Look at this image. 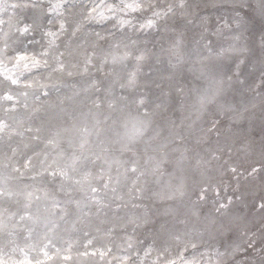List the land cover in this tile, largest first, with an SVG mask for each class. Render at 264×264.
<instances>
[{"label":"rangeland","instance_id":"374dc122","mask_svg":"<svg viewBox=\"0 0 264 264\" xmlns=\"http://www.w3.org/2000/svg\"><path fill=\"white\" fill-rule=\"evenodd\" d=\"M120 3L0 0V20L4 21L0 24V96L10 92L16 97L12 111H6L9 102L0 100V121L9 125L0 132V190L13 195L0 196V261L262 264L264 18L256 11L258 0H144L145 7L151 3L158 6L156 10L176 6L174 15L150 28L141 27L150 12L109 10ZM181 3L185 7L180 8ZM12 4L18 7L12 8ZM234 5L242 7L234 11ZM220 18L230 22L223 33L216 30ZM202 22L208 27L203 28ZM60 23L65 24L63 33L58 32ZM25 26L30 29L27 33L20 31ZM49 32L57 35L49 36ZM234 36L240 40L233 41ZM177 41L181 42L179 48L174 47ZM230 43L232 50L218 56ZM43 52L47 55H39ZM23 53L35 55L40 60L38 67L14 69V57ZM177 58L181 63L173 67ZM6 69L19 80L17 85L5 79ZM93 82L110 89L109 95L99 93L104 99L99 109L93 105L97 96ZM212 96L213 102L201 104L203 97ZM140 99L145 104L138 107ZM105 117L109 119L105 121ZM137 117L151 121V129L159 133L156 143L168 144L165 151L173 163L164 166L162 176L137 179L126 173L123 163L113 164L103 175L108 187L94 194L90 188L101 187L96 167L82 188L75 186L66 195L58 184L53 186L46 176L37 175L43 171L39 161L45 153L46 164L64 165L61 150L84 127L92 129L90 147L102 160L105 156L127 160L128 154L101 151V147L111 149L110 143L98 145L100 140L114 138L107 131L114 120L119 118L117 122L122 123ZM95 120L101 124L93 128ZM212 121L218 122L217 131L209 132ZM37 128L41 129L40 139L34 140ZM153 134L150 130L149 135ZM49 139L59 146L47 145ZM29 156L32 166L25 168ZM146 158L136 157L142 170ZM154 192L161 195L153 196ZM53 201L61 202L64 213L53 207ZM43 235L45 241L40 240ZM80 242L92 249L81 247ZM202 245L204 249L199 251Z\"/></svg>","mask_w":264,"mask_h":264},{"label":"snow or ice","instance_id":"6c2138e0","mask_svg":"<svg viewBox=\"0 0 264 264\" xmlns=\"http://www.w3.org/2000/svg\"><path fill=\"white\" fill-rule=\"evenodd\" d=\"M60 5H57L56 7H59ZM249 7H252V5H248ZM12 8L18 7L17 4H12ZM158 6L153 5L149 3L147 7L144 6V0H131V2L125 3L124 0H121V3L116 8H110L109 10L112 12L119 11L121 13H151V16L148 17L144 24L141 25V27H153L155 24L159 21H162L166 19L170 15H174V8L176 6L170 5L166 9L163 10H156ZM180 8L185 7L183 3L179 5ZM242 7V5H234L233 10L236 11L237 8ZM256 11L258 12L259 16L261 18H264V0H258V3L256 4ZM54 10V9H52ZM96 9L93 8L91 10L92 13H95ZM91 18V17H90ZM238 19V15L235 17ZM4 23L3 20H0V24ZM121 23H129V21H121ZM202 27L207 28V25H204L202 22ZM230 28V22L227 19L220 18V21L216 25V30L219 33H223L225 29ZM29 26H25L23 29H20L21 32L27 33L29 31ZM65 24L60 23L58 32L63 33L65 31ZM49 36L55 37L57 33L55 32H49L46 33ZM233 41H239V36H234L232 38ZM261 43L264 44V34H262ZM174 47L179 48L181 47V42L177 41L174 45ZM233 45L230 43L229 47L226 49H222L219 52H217L218 56H226L230 50H232ZM41 56H46L47 52L40 53ZM15 63L13 64V68L17 69L22 66L24 70H30L29 66L31 65V68L38 67L40 60L36 59V56H29L26 53L23 54H17L14 57ZM88 63H91V60L88 61ZM181 63V59L177 58V63L173 67L179 65ZM46 64V61H45ZM60 69H63V64L59 65ZM87 71V68L85 69ZM23 75V72L20 73ZM71 75V73H69ZM4 77L6 80H8L12 85H17L19 83L18 79H14L12 75L8 74V70H5ZM131 86H135L132 81L129 82ZM92 87L95 88L97 96L96 99L93 101V105L95 108L99 109L104 104V99L99 95V93H104L106 95L110 94V89L103 88L97 85L96 82H93ZM27 93H25L26 95ZM121 99H125L124 97H121ZM0 100L9 102L11 107L6 109V111H12L15 110L16 106V97L12 95L10 92H5L3 96H0ZM215 100V96H212L211 99L207 97H203L201 99V104L205 103H211ZM145 104V101L143 99H140L138 101V107L143 106ZM109 108H112L115 112L116 109L112 103L108 104ZM224 111H228L229 109L223 108ZM122 111V110H121ZM143 115H147V113H144ZM109 118L105 117V121H107ZM117 120L113 121V126H109L107 131L112 134L114 137L111 139V141L107 140H100L99 145L103 146L106 143H110L112 145L111 149L108 147H101V151L104 153H108L111 151H118L121 156L128 154V159L124 161H119L115 158H112L111 160L105 156V158L102 160L101 156L96 154L92 148L90 147L89 137L93 134L92 129H89L88 127H84L82 129L78 130V135L75 137H70L66 143L67 148L61 150L62 158H64L65 163L63 166H60L59 164H56L54 161L52 164H46V161L48 160V154H44V159L40 160V166L43 169L42 172L37 173L38 176H46L48 178V182L52 184L53 186H56L58 184L61 191L65 192L67 195L69 192L72 191L73 187L79 186L80 188L83 187V184L88 181V178L92 176V168L99 167V177L100 180L98 181L101 184L100 188L97 187H91L90 191L91 193H98L104 188L108 187V181H104L103 175L105 169L108 171H111L113 164H119L123 163L126 165V173L130 174L132 176H136L137 179H140L141 177H147L149 175L157 176L163 175L164 166L167 164H172L173 162L169 160V152L165 151V149L168 148V144L166 142L162 143H156V137L159 135V133L155 132L154 129H151V121L148 120H141L138 117L133 118L131 121H125L122 123H118ZM99 124H101L100 120H95L93 124V128H96ZM217 121H212V127L208 129L209 132L217 131ZM9 125L0 121V132H4L6 129H8ZM150 130L154 133L153 135H149ZM29 132L32 131V129H28ZM36 135L33 136L34 140H39L40 136L39 133L41 131L40 128H37ZM59 135V133H57ZM97 136L100 135L99 132L96 133ZM182 139V137H181ZM262 144H264V141H262ZM47 145H53L58 147L59 142L49 139L47 141ZM46 145V147H47ZM115 145H119V148H116ZM141 145L143 146L141 148ZM27 147V146H25ZM13 153H15V149L12 150ZM172 151H176V149H172ZM64 153H67V156H64ZM151 153V155H149ZM35 156H39V153H34ZM144 155L147 158L144 161L143 170L141 169V166L138 164V161L136 159L137 156ZM94 157V158H93ZM32 159L33 157L29 156L24 163L25 168H31L32 166ZM180 161H176V163H179ZM150 166V167H149ZM15 171H18V169H14ZM232 172H236V169H231ZM257 171L256 169H253V172ZM79 177V178H77ZM35 179V177H33ZM111 177H109L110 181ZM157 182H159L157 180ZM137 192H141L142 190L137 188L135 189ZM12 194L8 192L6 189L0 190V196H11ZM31 195V193H29ZM153 196H160V192H154L152 193ZM93 201L96 203H99V201H96L95 196L92 197ZM200 199H204V195L201 194ZM71 203V201H69ZM61 202L60 201H53V207L57 210H59L61 213H64V209L60 207ZM77 206L79 207V202H77ZM261 207H264L262 205ZM31 219V217H28ZM21 220L25 219V216H21ZM248 247L251 249L252 246L249 244ZM236 250V249H234ZM255 251V249H253ZM223 255V253H221ZM0 264H4L3 261H0ZM169 264H175V261H169ZM264 264V262H262Z\"/></svg>","mask_w":264,"mask_h":264},{"label":"bare ground","instance_id":"6f19581e","mask_svg":"<svg viewBox=\"0 0 264 264\" xmlns=\"http://www.w3.org/2000/svg\"><path fill=\"white\" fill-rule=\"evenodd\" d=\"M193 53H195V52H193ZM2 86H3V85H2ZM3 87H4V86H3ZM1 88H2V87H1ZM2 89H3V88H2ZM0 91H1V89H0ZM1 92H2V91H1ZM21 194H22V193H20V196H18V197H21ZM18 195H19V194H18ZM11 196H13V195H11ZM14 197H15V196H14ZM47 235L49 236V234H46V236H47ZM77 235H79V234H77ZM77 235H76V236H77ZM80 235H81V234H80ZM41 236H42V235H40V238H41ZM71 236H72V235H71ZM96 236H97V235H96ZM98 236H99V235H98ZM82 237H83V236H82ZM84 237H87V236H84ZM101 237H102V236H101ZM50 238H51V237H50ZM52 238H53V236H52ZM75 238H77V237H75ZM79 238H80V237H79ZM91 238H93V237H91ZM97 238H98V237H97ZM108 238H109V237H107V241H108ZM44 239H45V238H44V235H43V238L40 239V240L43 241ZM73 239H74V238H73ZM88 239H89V238H88ZM95 239H96V237H95ZM112 239H113V238H111V244L113 243V242H112V241H113ZM114 239H115V238H114ZM45 240H46V239H45ZM45 240H44V241H45ZM90 240H91V239H90ZM90 240H89V241H90ZM168 240H169V239H168ZM41 241H40V242H41ZM64 241H65V240H64ZM69 241H70V240H69ZM74 241H77V240H74ZM80 241H81V240H80ZM82 241L84 242V239H82ZM100 241H101V240H100ZM102 241H103V240H102ZM107 241H106V243H107ZM114 241H115V240H114ZM200 241H201V240H200ZM204 241H205V240H204ZM78 242H79V239H78ZM78 242H76V244H77ZM83 242H82V243H83ZM108 242H109V241H108ZM116 242H117V240H116ZM116 242H115V243H116ZM136 242H137V241H136ZM171 242H172V241H171ZM80 243H81V242H80ZM82 243H81V244H82ZM94 243H95V242H94ZM94 243H93V244H94ZM101 243H102V242H101ZM138 243H139V242H138ZM138 243H137V245H138ZM174 243H175V242H174ZM174 243H173V244H174ZM76 244H75V247H76ZM81 244H80V245H81ZM83 244H86V243H83ZM83 244H82V245H83ZM89 244H90V242H89ZM96 244H97V241H96ZM98 244L100 245V243H98ZM103 244H104V241H103L102 245H103ZM205 244H206V243H205ZM209 244H210V243H209ZM72 245H73V244H72ZM86 245H87V244H86ZM86 245H83V246H81V247H84V246H86ZM90 245H91V244H90ZM104 245H105V244H104ZM104 245H103V247L106 246V248H107V244H106L105 246H104ZM114 245H115V244H114ZM140 245H142V243H140ZM169 245H170V244H169ZM171 245H172V243H171ZM171 245H170V247H171ZM87 246H88V245H87ZM87 246H86L87 249H88L89 247L92 249V246H89V247H87ZM95 246H96V245H95ZM95 246H94V247H95ZM100 246H101V245H100ZM112 246H113V244H112ZM117 246H119V245H117ZM175 246H176V244H175ZM204 246H205V245H204ZM113 247H116V245L113 246ZM137 247H138V246H137ZM141 247H143V246H141ZM176 247H177V246H176ZM176 247H175V248H169V247H168V248H166V249H168V250L171 249V251H174V250H176ZM199 247H200V246H199ZM199 247H197V248H199ZM205 247H206V246H205ZM86 248H84V250H85ZM106 248H105V249H106ZM118 248H119V247H118ZM155 248H156V247H155ZM197 248H196V249H197ZM211 248H212V247H211ZM79 249H80V248H79ZM87 249H86V250H87ZM96 249H97V248H96ZM119 249H120V248H119ZM131 249H133V248H131ZM131 249H130V250H131ZM159 249H160V247H159ZM166 249H165V250H166ZM178 249H179V247H178ZM202 249H204V248H203V245H202V247L199 249V251L202 250ZM74 250H76V249H74ZM102 250H103V248H102ZM112 250H113V249H112ZM114 250H115V248H114ZM156 250H157V249H156ZM162 250H163V249H162ZM162 250L160 249V251H162ZM197 250H198V249H197ZM210 250H211V249H210ZM88 251H89V250H88ZM154 251H155V250H154ZM157 251H158V250H157ZM103 252H104V251H103ZM106 252H108V251H106ZM110 252H111V251H110ZM110 252H109V253H110ZM131 252H132V250H131ZM167 252H168V251H167ZM152 253H154V252H152ZM155 253H156V252H155ZM170 253H172V252H170ZM193 253H194V252H193ZM195 253H196V251H195ZM195 253H194V254H195ZM198 253H199V252H198ZM203 253H204V252H203ZM97 254H98V253H97ZM100 254H101V253H100ZM105 254H106V253H105ZM105 254H104V256H105ZM113 254H114V252H113L112 254H108V255L110 256V255H113ZM150 254H151V253H150ZM175 254H176V253H175ZM204 254H205V253H204ZM77 255H78V254H77ZM115 255H116V253H115ZM130 255H131V254H130ZM167 255H168V254H167ZM200 255H201V258H202V254H200ZM200 255H199V256H200ZM208 255H209V254H208ZM214 255H215V254H214ZM97 256H98V255H97ZM104 256H103V257H104ZM106 256H107V255H106ZM169 256H170V255H169ZM196 256H197V253H196ZM196 256H195V257H196ZM215 256H216V255H215ZM73 257H74V256H73ZM89 257H90V256H89ZM91 257H92V256H91ZM93 257L95 258L96 256L93 255ZM100 257H101V256H100ZM103 257H102V258H103ZM116 257H117V256H116ZM165 257H166V256H165ZM167 257H168V256H167ZM197 257H198V256H197ZM211 257H212V256H211ZM216 257H217V256H216ZM216 257H212V258H215V259L219 258V256H218L217 258H216ZM84 258H85V257H84ZM117 258H118V257H117ZM119 258H120V257H119ZM208 258H209V256H208ZM224 258H226V256H224ZM97 259H98V258L96 257V259H95L96 262H98ZM103 259H105V258H103ZM199 259H200V257H199ZM199 259H198V260H199ZM205 259H206V258H205ZM226 259H227V258H226ZM89 260H90V258H89ZM93 260H94V259H93ZM119 260H120V259H119ZM127 260H128V259H127ZM147 260H148V259H147ZM147 260H146V261H147ZM203 260H204V259H202V261H203ZM211 260H212V259H211ZM213 260H214V259H213ZM220 260H221V259H220ZM73 261H74V260H73ZM91 261H92V260H91ZM91 261H90V262H91ZM95 261H94V262H95ZM101 261H102V260H101ZM101 261H100V263H101ZM206 261L209 262V260H206ZM217 261H218V259H217ZM221 261H222V260H221ZM79 262H80V261H79ZM84 262H85V259H84L83 261H81V264L84 263ZM103 262H104V261H103ZM126 262H127V261H126ZM210 262H212V261H210ZM70 263L73 264V262H70ZM75 263H77V262H75ZM142 263H143V262H142ZM142 263H141V264H142ZM150 263H151V262H150ZM205 263H206V262H205ZM205 263H204V264H205ZM213 263H214V261H213ZM218 263H219V262H218ZM51 264H52V263H51ZM79 264H80V263H79ZM87 264H88V262H87ZM92 264H93V262H92ZM143 264H144V263H143ZM152 264H154V263L152 262ZM159 264H160V263H159Z\"/></svg>","mask_w":264,"mask_h":264}]
</instances>
